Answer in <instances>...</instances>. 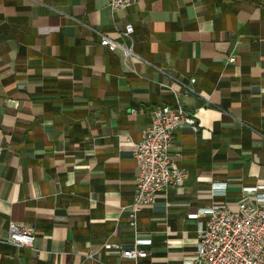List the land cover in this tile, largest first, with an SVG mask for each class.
Here are the masks:
<instances>
[{"label":"crops","instance_id":"1","mask_svg":"<svg viewBox=\"0 0 264 264\" xmlns=\"http://www.w3.org/2000/svg\"><path fill=\"white\" fill-rule=\"evenodd\" d=\"M177 101L196 109L197 131L177 129L170 149L187 178L134 230V144ZM258 185L264 0H140L113 14L107 0H0V264H134L102 245L128 248L135 232L150 240L144 264H184L204 220L192 214L256 203L264 188L245 189ZM11 222L33 227L32 246L5 242Z\"/></svg>","mask_w":264,"mask_h":264},{"label":"built area","instance_id":"2","mask_svg":"<svg viewBox=\"0 0 264 264\" xmlns=\"http://www.w3.org/2000/svg\"><path fill=\"white\" fill-rule=\"evenodd\" d=\"M139 1L107 0V5L113 14L137 5ZM116 31L120 36L129 38L133 27L125 24L122 30ZM100 44L111 51L122 48L126 56L131 54V49L123 48L107 36H101ZM227 62H234V57H228ZM194 111L196 109H187L177 101L174 105H161L150 112V121L133 148L138 173L136 192L126 209L130 228L135 230L138 213L150 207L159 193L180 187L186 180V170L175 165L170 149L177 129L189 127L197 131ZM135 113V109L130 110V114ZM261 188L264 185L245 190L256 195ZM214 194L218 195L219 191ZM256 199V203L247 200L236 202L234 208L223 203L197 209L192 216H203L204 220L197 225L195 253L191 258L184 259V264H264V195L257 194ZM33 241L32 226L13 222L8 225L5 242L17 247H30ZM149 243L150 240L138 237L135 232L134 242L128 248L111 242H105L102 247L119 251L121 257L134 264H144L142 259L147 252L139 247Z\"/></svg>","mask_w":264,"mask_h":264}]
</instances>
